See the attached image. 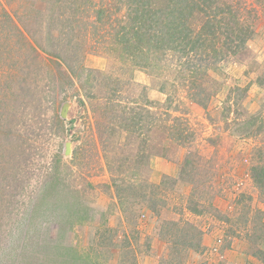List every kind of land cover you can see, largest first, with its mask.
<instances>
[{
  "label": "rangeland",
  "instance_id": "1",
  "mask_svg": "<svg viewBox=\"0 0 264 264\" xmlns=\"http://www.w3.org/2000/svg\"><path fill=\"white\" fill-rule=\"evenodd\" d=\"M217 3L250 33L212 55L194 97L188 76L118 46L122 0H0V264L53 260L44 244L56 238L88 264H264V187L251 173L264 165V0ZM149 113L192 136L161 140ZM56 177L54 206L34 212Z\"/></svg>",
  "mask_w": 264,
  "mask_h": 264
},
{
  "label": "trees",
  "instance_id": "2",
  "mask_svg": "<svg viewBox=\"0 0 264 264\" xmlns=\"http://www.w3.org/2000/svg\"><path fill=\"white\" fill-rule=\"evenodd\" d=\"M122 1L126 6V16L121 20L116 32L118 46L125 54L129 55V58L134 57L135 64L148 68H155L157 65L161 68L173 66V70L177 71L181 81L188 76L189 85L192 87L191 94L194 97L197 95L193 92L195 91L193 89L196 88L194 85L198 84L200 81L198 79L206 74L205 70L208 65L215 60L212 59V55L216 56L218 54L219 56L220 53H225L222 48H226L227 51H237L240 48L238 43L243 44L250 33V30L247 32V29L236 27V21L240 16L235 15L234 17L231 14V17H229L225 12L230 11L232 13L231 6H227V10H221L218 8V0ZM246 5L243 4L241 9L246 8ZM108 10V6L99 8L97 21L99 20L102 24L106 23L108 25ZM195 13L196 16H203L204 21L199 26L194 25L192 22V19L196 18ZM102 16H104L103 19ZM234 19L235 23L232 25L230 21ZM236 28L237 30L240 29L238 34L234 32ZM237 39L239 40L234 44L233 41ZM221 50L222 52H220ZM65 65L68 68L69 76L71 78L77 77L78 74L75 70L68 64ZM204 101H206L205 97L196 98V102L201 105ZM148 117V132L150 129H157V127L166 130L161 140L166 137L177 143H185L192 136V130L188 124L186 125L185 120L181 121L177 116L173 118L179 122V125L183 123L187 129L177 128L175 124L172 126L173 128H170L172 124L168 126L166 123H162L160 116L153 115V113H149ZM124 119L129 120L128 127L131 126V129L136 126L141 128L143 125L140 116H130ZM156 138L152 136L151 140L153 142L160 141V138ZM185 161L187 162V159ZM251 173L254 181L260 187H264V165L253 164ZM58 180L60 181V179ZM55 181L57 182V177L44 186L40 192V197L38 196L36 205L34 204V212L39 211L41 208L46 211L47 206L53 205V202L49 199L54 198L59 193L58 188L55 187ZM65 207L68 208V206ZM86 207V205H80L79 210L86 212L88 210ZM77 213L76 207H73L72 212L69 211L67 215L73 217ZM198 233V242L193 247L194 250L201 251L203 249L202 232L198 231ZM63 245L58 238L50 239L44 244V247L50 249L51 255L56 258L52 260V258H48L49 253L39 252L35 259L31 255H28L30 259H27V254H24L23 262L19 261L16 264H50L52 261L51 264H88L87 262L90 261L89 253L83 255L76 251L73 246ZM258 254L264 255V252L258 250ZM38 257L41 258L38 259Z\"/></svg>",
  "mask_w": 264,
  "mask_h": 264
},
{
  "label": "built area",
  "instance_id": "3",
  "mask_svg": "<svg viewBox=\"0 0 264 264\" xmlns=\"http://www.w3.org/2000/svg\"><path fill=\"white\" fill-rule=\"evenodd\" d=\"M221 244H222L221 238H217L216 241L212 244V246H210V251L219 252Z\"/></svg>",
  "mask_w": 264,
  "mask_h": 264
},
{
  "label": "crops",
  "instance_id": "4",
  "mask_svg": "<svg viewBox=\"0 0 264 264\" xmlns=\"http://www.w3.org/2000/svg\"><path fill=\"white\" fill-rule=\"evenodd\" d=\"M204 244H205V242H204ZM213 253V252H212ZM206 254V253H205ZM221 253H219V255H220ZM221 257H222V255H221Z\"/></svg>",
  "mask_w": 264,
  "mask_h": 264
}]
</instances>
